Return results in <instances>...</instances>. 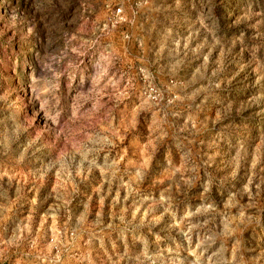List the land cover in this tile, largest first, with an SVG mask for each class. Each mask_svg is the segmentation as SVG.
<instances>
[{
    "label": "rangeland",
    "instance_id": "1",
    "mask_svg": "<svg viewBox=\"0 0 264 264\" xmlns=\"http://www.w3.org/2000/svg\"><path fill=\"white\" fill-rule=\"evenodd\" d=\"M0 264H264V0H0Z\"/></svg>",
    "mask_w": 264,
    "mask_h": 264
}]
</instances>
